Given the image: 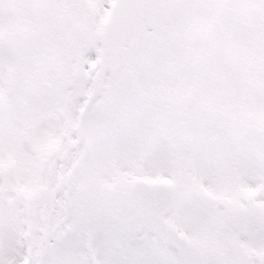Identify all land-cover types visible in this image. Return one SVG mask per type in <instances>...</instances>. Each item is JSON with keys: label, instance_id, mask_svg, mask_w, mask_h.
<instances>
[{"label": "snow or ice", "instance_id": "snow-or-ice-1", "mask_svg": "<svg viewBox=\"0 0 264 264\" xmlns=\"http://www.w3.org/2000/svg\"><path fill=\"white\" fill-rule=\"evenodd\" d=\"M0 264H264V0H0Z\"/></svg>", "mask_w": 264, "mask_h": 264}]
</instances>
